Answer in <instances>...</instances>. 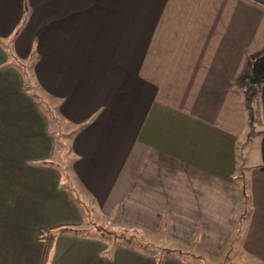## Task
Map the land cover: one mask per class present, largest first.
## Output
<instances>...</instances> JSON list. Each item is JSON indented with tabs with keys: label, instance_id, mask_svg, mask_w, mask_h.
Masks as SVG:
<instances>
[{
	"label": "crops",
	"instance_id": "1",
	"mask_svg": "<svg viewBox=\"0 0 264 264\" xmlns=\"http://www.w3.org/2000/svg\"><path fill=\"white\" fill-rule=\"evenodd\" d=\"M36 95L100 214L264 264V0H0V264H41L39 230L82 221L37 165L55 149ZM106 247L62 233L51 264H157Z\"/></svg>",
	"mask_w": 264,
	"mask_h": 264
},
{
	"label": "rangeland",
	"instance_id": "2",
	"mask_svg": "<svg viewBox=\"0 0 264 264\" xmlns=\"http://www.w3.org/2000/svg\"><path fill=\"white\" fill-rule=\"evenodd\" d=\"M37 93H40L37 90ZM37 112L43 117L48 124V130L54 140L55 156L48 161L38 162L39 166H50L57 170L61 175L60 190L64 191L69 200L82 216L79 225L71 227L67 230H55L56 237L62 233L73 234L81 238L99 239L106 244L105 251L102 255L105 258L113 259L117 249L124 247L140 252L162 264L168 259H177L188 262L189 264H253L249 258H246L240 251H227L222 256L214 257L212 254L206 253L201 244L182 243L177 241L171 235L165 232H153L151 230L142 231L134 226L118 219L117 216H104L97 211V207L91 203L87 195L81 191L79 184L71 180V171L67 172L66 152L68 150L67 137L70 138V128L63 125L57 118V111L54 105L43 103L44 99L36 95ZM255 110V118L251 123V128L241 142L242 150L251 143V139L257 132L262 131L260 123L259 111L256 103L253 104ZM251 121V120H249ZM250 139V140H249ZM65 170V171H64ZM63 176V178H62ZM5 210V205H3ZM6 213V212H5ZM52 228V227H51ZM50 228L40 229L38 239L45 237V232ZM76 233V234H75ZM57 241V239H56ZM56 244V243H55ZM46 247V246H45ZM45 252V251H44ZM55 252V246L50 252L47 264H51ZM44 257V254H43ZM43 257L42 262L43 263Z\"/></svg>",
	"mask_w": 264,
	"mask_h": 264
},
{
	"label": "trees",
	"instance_id": "3",
	"mask_svg": "<svg viewBox=\"0 0 264 264\" xmlns=\"http://www.w3.org/2000/svg\"><path fill=\"white\" fill-rule=\"evenodd\" d=\"M245 97L247 100V109L249 112V120H251L250 122L253 123L254 118H255V110H254V106H253V96H252V91L250 89H248L247 91H245ZM76 225H59V226H55L52 227L50 229L47 230V232H45V237H43L42 239L45 241V252H44V257H43V263L42 264H47L48 261V257L50 252L53 250L55 243H56V234H55V230H69L71 229V227H74ZM76 234V233H75Z\"/></svg>",
	"mask_w": 264,
	"mask_h": 264
},
{
	"label": "water",
	"instance_id": "4",
	"mask_svg": "<svg viewBox=\"0 0 264 264\" xmlns=\"http://www.w3.org/2000/svg\"><path fill=\"white\" fill-rule=\"evenodd\" d=\"M260 78L258 76V73H257V63L254 64V68H253V76H252V79H251V83L252 84H258L260 82Z\"/></svg>",
	"mask_w": 264,
	"mask_h": 264
}]
</instances>
